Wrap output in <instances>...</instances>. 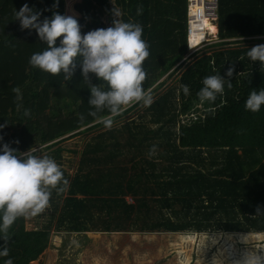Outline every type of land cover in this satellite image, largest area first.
<instances>
[{
  "label": "trees",
  "instance_id": "trees-1",
  "mask_svg": "<svg viewBox=\"0 0 264 264\" xmlns=\"http://www.w3.org/2000/svg\"><path fill=\"white\" fill-rule=\"evenodd\" d=\"M11 1L12 8L10 0H0V144L20 152L41 146L35 155L54 159L68 186L52 192L46 217L38 215L40 225L27 229L24 217L14 222L11 239H0L9 251L0 264L9 258L29 264L47 247L51 231L264 232V211L256 212L258 206L264 210V105L255 113L244 108L253 89H264V69L246 56L248 48L264 44V0H218L219 41L185 59L187 0H114L122 22L142 26L150 53L143 87L153 103L129 107L110 129L88 115L90 91L79 65L69 80L29 65L46 45L18 40L27 29L10 19L16 7ZM108 1L81 0L82 34L101 28L97 17L108 12ZM65 2L31 0L29 7L44 19L54 11L65 15ZM78 9V0L67 2L69 15ZM229 67L232 88L226 83L215 101L201 102L203 78L224 76ZM178 73L175 83L166 84ZM13 88L20 89V100ZM142 106L136 117L115 125ZM72 132L90 136L69 174L61 166L59 137Z\"/></svg>",
  "mask_w": 264,
  "mask_h": 264
},
{
  "label": "clouds",
  "instance_id": "clouds-1",
  "mask_svg": "<svg viewBox=\"0 0 264 264\" xmlns=\"http://www.w3.org/2000/svg\"><path fill=\"white\" fill-rule=\"evenodd\" d=\"M141 12L142 8H138L137 14ZM40 16L41 12L28 4L14 13L13 20L19 21L20 29H34L38 40L46 45L41 52L30 56L29 65L52 76L63 73L64 80L71 79L79 65L81 77L90 91L88 115L94 118V123L110 129L114 118L129 107L137 103L144 106L153 103L151 93L143 87L147 76L143 62L150 53L149 45L142 39L143 29L139 23L114 20L112 26L82 34L81 25L73 16L55 11L43 20ZM188 46L194 48L193 45ZM246 56L251 62H259L260 69H264V44L248 48ZM233 71L229 67L224 76L204 77L203 86L197 92L199 100L215 101L218 94L224 93L226 83L231 89ZM93 79L102 83H94ZM181 89L185 95L190 94L188 85L182 84ZM13 92L17 100L22 98L19 88H13ZM262 105L264 89H253L245 100V110L255 113ZM25 114H28L27 110ZM0 140H3L2 136ZM37 150L30 147L20 152L9 143L0 144V239L5 244L11 239L9 229L18 218H31L43 213L49 207L52 192L61 194L68 186L56 161L47 155H35ZM261 211L264 210L258 206L256 212ZM8 255V248L0 247V256ZM4 264H13V261L9 258ZM213 264L221 262L214 261ZM233 264H264V247L251 246Z\"/></svg>",
  "mask_w": 264,
  "mask_h": 264
},
{
  "label": "rangeland",
  "instance_id": "rangeland-1",
  "mask_svg": "<svg viewBox=\"0 0 264 264\" xmlns=\"http://www.w3.org/2000/svg\"><path fill=\"white\" fill-rule=\"evenodd\" d=\"M15 1L16 7L13 6L14 10L9 11L11 20L15 11H18L24 4L29 5L31 0ZM13 2L10 0L11 8ZM78 2L79 9L75 12L76 15H69L67 12L66 14L76 18L82 28L81 0H78ZM98 12L100 13V11H96L95 14H98ZM103 13L100 14V18L97 17L98 25L101 28H107L109 21L106 20L105 13ZM10 24L13 27L12 23ZM25 34L24 37L20 35L18 40L27 37L38 40L34 29L27 30ZM210 50L204 47L195 52L194 56L202 55ZM189 53L186 52V55H189ZM178 75L179 73L167 79L166 84L175 83ZM142 110L143 106L128 113L117 120L115 125L119 126L127 118L136 117ZM72 133L59 137L63 138L61 143L63 146L61 166L69 174L76 170L80 151L84 142L90 136L89 133ZM35 148L42 147L36 146ZM126 199L133 202L130 195ZM47 210L41 213V216L46 217ZM41 216L25 218V228L32 229L40 225L42 223ZM257 245L264 247V232H227L223 230L198 232L190 230L178 232L114 231L106 233L94 231L69 233L51 231L47 247L29 264H213L214 261H220L221 264H233L251 246L256 247Z\"/></svg>",
  "mask_w": 264,
  "mask_h": 264
},
{
  "label": "built area",
  "instance_id": "built-area-1",
  "mask_svg": "<svg viewBox=\"0 0 264 264\" xmlns=\"http://www.w3.org/2000/svg\"><path fill=\"white\" fill-rule=\"evenodd\" d=\"M217 12L218 0H187L186 52L187 54L188 52L190 53L189 55L185 54L184 59L207 45L219 41L217 34ZM104 13L106 20L109 21L107 27L112 26L114 20L122 22L121 7L114 0L108 1V12ZM101 15H99V18ZM210 26L214 27L215 30L213 32ZM188 44L193 45L194 48H189Z\"/></svg>",
  "mask_w": 264,
  "mask_h": 264
},
{
  "label": "crops",
  "instance_id": "crops-1",
  "mask_svg": "<svg viewBox=\"0 0 264 264\" xmlns=\"http://www.w3.org/2000/svg\"><path fill=\"white\" fill-rule=\"evenodd\" d=\"M67 1H69V0H66V2H65V15H67V14H66V4H67ZM27 30H28V29H27ZM27 30H26V31H27ZM26 31H25V32H26ZM25 32L22 34L21 37H24V35H26ZM30 40H31V41H39V40H37L36 38H31V37H30V38L27 37V38H25V39H22L21 41H30Z\"/></svg>",
  "mask_w": 264,
  "mask_h": 264
},
{
  "label": "bare ground",
  "instance_id": "bare-ground-1",
  "mask_svg": "<svg viewBox=\"0 0 264 264\" xmlns=\"http://www.w3.org/2000/svg\"><path fill=\"white\" fill-rule=\"evenodd\" d=\"M210 29L212 32L215 30L213 26H210Z\"/></svg>",
  "mask_w": 264,
  "mask_h": 264
}]
</instances>
